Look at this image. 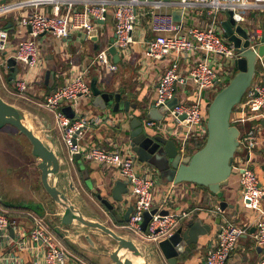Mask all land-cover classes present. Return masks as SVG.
<instances>
[{"label":"built area","instance_id":"1","mask_svg":"<svg viewBox=\"0 0 264 264\" xmlns=\"http://www.w3.org/2000/svg\"><path fill=\"white\" fill-rule=\"evenodd\" d=\"M77 4H83V9L76 8ZM43 5H52V12L48 14L43 11ZM63 6H66L65 13H61ZM110 6L114 8L116 18L115 40L112 45L118 54L129 53L135 42L136 26L147 20L149 30L153 33V38L147 44L148 55L154 60L174 56L161 74L156 87L155 105L166 106L167 112L161 120L148 119L145 124L171 137L181 151L188 152L193 142L205 141L207 138L206 103L213 97L207 98L206 94L211 92L214 96L230 81L235 66L232 67L228 61L240 57L234 43L224 36L220 13L232 11L236 25H244L247 20L245 11H264V0H0V17L18 11L15 20L19 41L14 58L33 69L40 66L42 61L39 42L41 35L49 32L61 39L68 37L72 31H80L91 39L99 34V24L106 21ZM174 10H181L180 21L174 19ZM192 12L208 13L210 23L207 26L186 24L185 16ZM26 29L29 30L27 33ZM262 34L256 27L251 48L254 49L261 43ZM9 38L8 27L0 25V52L6 50ZM109 48L107 45L94 58L93 65L99 68V73L118 69ZM183 64L188 65L186 76L181 72ZM4 66L9 68L8 58H0V67ZM259 73L243 100L234 107L230 118L231 123L240 130L241 145V150L235 154L233 170L239 175L244 198L256 208L264 197V187L252 167L251 156L255 149L264 144V67ZM87 75L88 66L71 71L64 84L47 95L44 107L54 114L71 161L80 154L99 165L117 168L128 180L133 210L123 227L133 235L158 245L177 230L190 216V211L172 210L165 214L162 213L163 209L155 207L157 171L148 165H142L137 171V159L128 150L129 145L126 149H107L97 145L88 147L81 143L83 130L76 136L79 129L104 122H116V119L107 114L88 116L77 112L83 97H93ZM190 80L194 83L195 98L192 101H182L177 95V84L184 85ZM14 88L17 94L24 96L29 89V81L16 78ZM176 96L178 102L169 107ZM65 106H70L75 111L73 118L63 111ZM169 118L172 123L167 120ZM250 121L255 127L242 131L239 125L246 126ZM169 202L170 195L165 197L163 204ZM155 208L156 212L151 214L146 230H143L145 213H151ZM9 212L0 206V264H24L11 249L14 243L19 250L27 249L34 254L32 264H66L67 255L63 244L43 219L34 212L27 211L34 225L26 232L16 219L9 217ZM255 227L256 243L264 248V217L257 220ZM11 229L14 230V235ZM247 232L248 226L227 219L221 222L215 239L210 243L204 264H226L240 238ZM260 264H264V255Z\"/></svg>","mask_w":264,"mask_h":264},{"label":"crops","instance_id":"2","mask_svg":"<svg viewBox=\"0 0 264 264\" xmlns=\"http://www.w3.org/2000/svg\"><path fill=\"white\" fill-rule=\"evenodd\" d=\"M41 8L49 14L52 12L53 7L52 5H43ZM76 8L83 9V4H77ZM65 12L66 6H63L61 8V13ZM249 13L250 16L246 15L247 20L244 22V25L255 26L258 31L262 33L264 30V11H251ZM221 14H223V17ZM208 16L206 12H192L185 16L184 21L186 24L191 23L193 25L207 26L210 23ZM4 17V19H0V24H3L2 26L6 24V27H13L14 30L10 31L7 48L4 52H0V58H9L14 57L18 45V25L12 16L7 15ZM225 17V13H220V18L222 20L225 19ZM115 23L114 8L110 6L106 21L99 24L97 44L95 41L85 37L84 33L80 31H72L68 37L61 39L49 32L41 35L39 38L42 59L41 65L30 69L26 64L17 61L19 66L17 78H25L29 81L28 91L24 96L17 94L14 83L13 91L11 89L12 86L7 83L8 77H4L0 71L1 87H3V90L10 96L2 97L7 102L24 111L26 115L25 123L29 122V115H34L29 125L31 127H33V125L36 127L37 133L44 138L45 144L48 147H51L56 153H58L59 150L64 152L69 166L62 167V170L69 169L70 181L73 182L76 188L75 193L79 192L83 196V198H78L73 193L72 198L74 203H78L83 214L89 219L105 223L121 235L135 239L144 251L146 250L148 253L149 251L154 252L155 256H147L146 260L148 264H158L156 259L157 253L154 249L156 244H146L147 242L141 237L133 235L130 231L125 229L123 225L118 224L114 218L109 216V212L100 203L96 195L86 186V181H88L93 187L106 190V188H112L118 179H125V177L121 175L117 168L99 165L85 159L83 156L79 159L75 157V159L71 161L68 157L67 148L63 142L62 134L57 126L54 114L44 107L47 95L54 90H48V84H45V73L47 69L55 70L54 82L55 84H62L69 78L71 71L88 66L87 78L90 82L95 79L98 86L101 88L111 93H121L125 101H130L131 105L130 112L127 115L124 112L116 113L112 109L106 110L96 107L93 105L94 97L91 99L83 97L77 110L79 114H86L88 116L107 114L116 119V122L112 124L104 122L84 129L81 143L88 147L97 145L107 149L121 147L119 143L126 140V133L130 130V120L133 117L138 116L145 121V123L148 119H151L147 117V113L151 105L155 103L156 87L159 78L174 59V56L171 55L161 60H154L148 55L147 44L148 41L153 38V33L149 30L148 21L143 20L134 30L135 42L129 53L119 54L120 60L117 62L118 69L113 72L104 71L103 73H99V68L93 65V61L98 52L104 49L109 44L111 38L114 37ZM28 31L26 29V33ZM44 51L46 56L44 55ZM111 57L114 60L113 56ZM263 67L264 57L262 59L260 58L258 61L256 76H259L258 74L263 70ZM236 71L237 69L235 68L234 72L236 73ZM181 72L186 76L188 74V65L183 64L181 66ZM49 83L52 84V78ZM195 93L194 83L191 80L184 85L177 84V95L180 100L192 101L195 98ZM206 97L211 98V93L209 94L208 92ZM23 103H25V105H23ZM41 107H43V109L39 112L38 109L41 110ZM94 107H96L97 110L93 109ZM39 116H46L49 118V121L44 118L40 119ZM167 120L172 123L170 118ZM148 128L151 133L160 132L153 127ZM41 132H43V135ZM48 135H51L53 139H48ZM128 150L130 149L128 148ZM7 151L10 152L9 147ZM33 158L35 161L36 158ZM251 158L253 163L252 167L254 166L253 169L256 171L264 187V144L252 152ZM25 162L30 163L31 166L34 164L33 162L23 160V165H25ZM141 167L142 164L135 165L137 171L140 170ZM29 173L30 176L33 177L31 182L37 181L35 176L36 172L29 168ZM50 177L51 183H55V178L57 176L51 175ZM38 179L42 187L40 171ZM161 182L158 176L157 183L160 185H156L158 190L155 192L154 196L155 207L169 211H190V216L187 217L183 223L191 219L200 218L203 223H208L212 226L211 232L201 237L200 243L194 246L195 254L189 258L186 264H204L210 243L215 239L220 223L226 219L240 225L248 226V232L240 238L236 248L227 259L226 264H260L261 258L264 255V248L257 245L254 228L257 220L264 217V197L257 208L252 207L241 192L239 175L237 173L232 174L228 184L222 187L223 196L221 198L211 193L210 190L197 184L183 182L172 186L173 183L163 182L161 184ZM40 190L41 191L35 189V193L31 190V194L33 195L25 197V201L18 203L8 201L5 199L4 195L0 194V206L3 208L7 207L5 209L10 211L9 217L11 219H16L18 224L24 228L26 232H29L34 225L33 219L26 213L27 211H32L43 219L45 225L63 244L67 255L66 264H113L107 254L108 250H112L116 246V244L114 246L109 245L112 238L98 231V229H88L83 225H62L60 221L55 218V215L60 212H51L50 205L47 203V198L49 197H46L47 195L43 187ZM37 192L38 194H36ZM168 195H170V202L165 205L163 204V200ZM126 198L127 202H133L130 188L126 194ZM221 201L228 202V206L224 211L220 209ZM41 203H44V206L41 205ZM122 212H125V208H122ZM124 224H126V222ZM118 229H124L128 232L122 233ZM86 234L90 235L94 241V245L86 239ZM11 249L21 258L24 264H32L34 254L30 250H19L15 243Z\"/></svg>","mask_w":264,"mask_h":264},{"label":"water","instance_id":"3","mask_svg":"<svg viewBox=\"0 0 264 264\" xmlns=\"http://www.w3.org/2000/svg\"><path fill=\"white\" fill-rule=\"evenodd\" d=\"M172 14L175 20H181V10H174ZM232 14V11L226 14L225 19L221 21V26L225 32L224 36L234 43L240 57L234 63L237 69L234 76L215 93L209 102L207 108L208 134L204 145L190 153L181 151L174 139L160 132L151 133L145 121L138 116L130 120V130L126 133L128 145L132 147L137 162L154 167L165 183L189 182L197 184L207 187L211 193L219 198L223 196L222 187L228 184L231 175L234 174L235 154L241 150L240 130L231 123V114L234 107L243 100L256 76L258 61L264 56V30L260 39L261 43L253 49L250 44L252 36L256 33V27L236 25ZM84 36L86 37L85 34ZM91 40L97 44L98 35L91 37ZM114 40L115 35L108 44L110 46L109 52L114 61L118 62L120 56L117 49L112 45ZM8 65V81L13 84L19 72L16 58L9 57ZM54 74L55 70H46L45 84H49ZM90 85L94 97V106L101 109H107L111 106L114 112H124L128 115L131 104L128 100L123 103L121 93H111L101 88L95 79L91 80ZM177 102L178 97L176 96L169 103V107ZM63 111L71 118L75 116V111L70 106L63 107ZM166 112V106L157 107L153 103L148 110L147 117L161 120ZM25 121L24 111L7 102L0 94V128L6 124L13 125L29 139L32 145V154L39 160L37 165L41 174V184L47 197H49L47 203L50 205L52 213L60 212L55 215V218L65 226L79 224L88 229H98V231L109 235L116 244L114 249L107 251L113 264H135L132 259L121 255L122 251L142 257L143 264H148L147 256H155L154 252L144 251L135 239L121 235L105 223L89 219L83 214L78 203L72 201L73 193L78 198H83V196L79 192L75 193L76 188L70 181L69 169L62 170V167L69 166L64 152L59 150L56 153L51 147H48L37 130L27 125ZM84 129H79L76 136ZM48 139L52 140L53 138L48 135ZM80 157V154L76 155L77 159ZM51 175L57 176L55 183H51ZM86 186L96 195L100 203L109 212V216L114 218L118 224L124 225L125 222L129 221L133 202H127L126 194L129 191L127 179H118L112 188L109 187L106 190L95 188L88 181H86ZM246 201L249 202V200ZM227 204V201H221L220 209L224 211L228 206ZM41 205L44 206V203ZM122 208H125V212H122ZM155 212L156 208L151 213H145L142 223L143 230H146L151 214ZM168 212L169 210H162V213L167 214ZM211 228V224L203 223L200 218L182 222L169 238L154 247L158 264H186L189 258L195 254L194 246L200 243L201 237L211 232ZM254 229L256 230V227ZM11 233L14 235L13 229H11ZM85 237L94 245L89 234H86Z\"/></svg>","mask_w":264,"mask_h":264},{"label":"rangeland","instance_id":"4","mask_svg":"<svg viewBox=\"0 0 264 264\" xmlns=\"http://www.w3.org/2000/svg\"><path fill=\"white\" fill-rule=\"evenodd\" d=\"M150 10V9H149ZM8 15L12 16L14 19L15 17H18V11H13L8 13ZM245 15L250 16L249 11H245ZM223 17V14H221ZM5 17L2 16L0 19H4ZM3 25V24H0ZM9 31L14 30L13 27L8 28ZM44 55L46 56V53L44 51ZM231 63V66L234 67L235 60L229 61ZM0 71L2 72L4 77H8V68L7 67H1ZM235 72H232L231 77H233ZM109 77V76H107ZM6 82V81H5ZM54 82V75L52 76V83ZM1 83V82H0ZM2 84H0V93L2 96L10 97L4 90L3 87H1ZM14 91V88H11ZM211 92H209L210 94ZM213 93H211V97ZM123 103L125 102V99L123 98ZM25 105V103H23ZM43 107H41V110L38 109L39 112H41ZM93 109H96L94 107ZM108 110L111 109V106L107 108ZM106 109V110H107ZM37 110V109H36ZM99 110V109H98ZM102 111V110H101ZM103 112V111H102ZM43 113V112H42ZM51 114V113H50ZM34 115H29V122L31 118H33ZM40 119L44 118L45 120L49 121V118L46 116H39ZM35 120V118H34ZM52 121V119L50 118ZM29 122H26L27 125L31 124ZM30 126V125H29ZM31 127V126H30ZM33 127L36 129V127L33 125ZM240 129L243 131L245 128H251L255 127V124L253 122H248L246 126L239 125ZM43 135V132H41ZM203 142V141H201ZM129 141L126 139L125 141L120 142V146L124 149L127 148ZM10 148V152L7 151V148ZM130 152L133 153L132 147H129ZM16 152V153H15ZM33 154H32V145L30 144L29 139L21 133L16 127L10 124L4 125L2 128H0V194L5 196V199L11 202H22L25 201V197L32 196L31 190H33V193H35V189L41 191L42 188L39 183V169H38V162L39 160L36 158L35 161L33 160ZM22 160V161H21ZM23 160H26L28 162H33L34 164L31 166L30 163H26L23 165ZM77 161V160H76ZM141 165L140 163H136ZM30 170L36 172V180L34 182H31L33 179L32 176H30L29 173ZM254 168V166H253ZM29 176V177H28ZM159 176V174H158ZM31 177V178H30ZM160 178V177H159ZM162 181L161 184L164 182ZM37 182V183H36ZM157 186L160 184L156 183ZM154 188V194L158 190V187ZM41 187V188H40ZM38 194V192L36 193ZM47 197V196H46ZM122 233H127V230L124 229H118ZM146 241V240H145ZM146 244H154V242L146 241ZM110 246L115 245V241L111 240L109 243Z\"/></svg>","mask_w":264,"mask_h":264},{"label":"trees","instance_id":"5","mask_svg":"<svg viewBox=\"0 0 264 264\" xmlns=\"http://www.w3.org/2000/svg\"><path fill=\"white\" fill-rule=\"evenodd\" d=\"M5 27H6V24H5ZM7 83L10 85V86H12V88H13V84H11L9 81H8V78H7ZM62 84H64V83H62ZM62 84H55V82L54 83H52V84H48L47 85V88H48V90H52V89H56L57 87H59V86H61ZM209 105V103L207 104L206 103V107ZM206 141V140H205ZM205 141H203V142H193V144H191L190 146H189V150H188V152L190 153V152H193L194 150H197V149H199V148H201L203 145H204V143H205ZM204 187V186H203ZM205 189H208L207 187H204ZM209 190V189H208ZM3 208V207H2ZM5 208H7V207H4V209ZM9 208V207H8ZM31 208V207H30ZM17 209V208H16ZM7 210V209H6ZM9 215V214H8Z\"/></svg>","mask_w":264,"mask_h":264},{"label":"bare ground","instance_id":"6","mask_svg":"<svg viewBox=\"0 0 264 264\" xmlns=\"http://www.w3.org/2000/svg\"><path fill=\"white\" fill-rule=\"evenodd\" d=\"M121 255H125L126 257L132 259V261L135 263V264H143V258L142 257H139V256H135L133 254H130L129 252H125V251H122L121 252Z\"/></svg>","mask_w":264,"mask_h":264}]
</instances>
